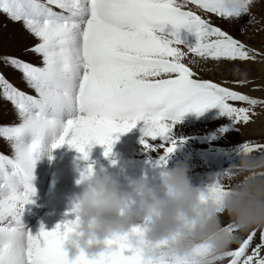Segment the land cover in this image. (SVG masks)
<instances>
[{"label": "snow or ice", "instance_id": "obj_1", "mask_svg": "<svg viewBox=\"0 0 264 264\" xmlns=\"http://www.w3.org/2000/svg\"><path fill=\"white\" fill-rule=\"evenodd\" d=\"M250 3L234 0L228 10L222 0H0V13L21 24L33 38L25 51L39 61L0 56V63L20 73L34 92L27 94L0 74V97L13 106L17 120L0 126V139L12 149L11 156L0 154V264H140L139 252L120 237L106 242L115 252L93 259L80 254L70 260L63 246L75 220L51 231L41 226L36 236L26 231L21 215L34 194L35 160L45 151L51 159V151L64 144L84 160L86 149L102 145L107 157L114 134L130 131L137 122H143L144 137L166 139L185 113L200 115L212 107H218L232 125L246 123L251 109L261 102L195 78L197 74L182 59L188 53L214 61L254 59L256 54L244 44L189 7L240 17ZM166 26H170L167 36L163 35ZM181 29L195 36L194 45L183 43ZM141 143L148 148L145 140ZM174 148L173 142L164 149L161 164ZM257 148L264 145L244 144L240 151L247 154ZM91 172L89 165L81 179ZM227 191L216 181L201 198L220 204ZM221 225L239 241L222 264H264V227L253 245L257 228L239 237L231 221L221 220Z\"/></svg>", "mask_w": 264, "mask_h": 264}, {"label": "clouds", "instance_id": "obj_2", "mask_svg": "<svg viewBox=\"0 0 264 264\" xmlns=\"http://www.w3.org/2000/svg\"><path fill=\"white\" fill-rule=\"evenodd\" d=\"M225 9L234 0H222ZM241 170L248 167L242 159ZM187 159L162 167L155 185L143 175L126 177L125 182L101 171L89 174L75 204V223L63 250L72 260L84 254L95 258L113 252L106 242L123 238L137 249L144 264H172L189 258L194 247L203 245L208 256L195 264H222L234 237L224 233V213L239 231L264 227V172L252 173L228 188L222 203L202 199V191L190 184ZM147 227L134 232L133 225ZM163 245V246H161Z\"/></svg>", "mask_w": 264, "mask_h": 264}, {"label": "bare ground", "instance_id": "obj_3", "mask_svg": "<svg viewBox=\"0 0 264 264\" xmlns=\"http://www.w3.org/2000/svg\"><path fill=\"white\" fill-rule=\"evenodd\" d=\"M189 7L191 10L195 11L196 14L200 15L202 19L208 21L212 26L220 28L222 31H225L227 34L231 35L235 39L236 17L217 16L216 14L207 13L204 12L203 10L197 9L194 6H189ZM54 10L58 11V9H54ZM168 28H170V26H168ZM189 35H193V34L185 29H181L179 32V37L183 41V43L192 40L195 41V36L193 35V38L189 40L187 37ZM33 43H34L33 38L22 28L21 24L13 23L4 14L0 13V56L10 55V56L18 57L29 63L38 64L39 63L38 58H36L33 54H30L25 51V49L31 47ZM192 60H195L196 63L194 64L189 63ZM182 62L186 63L197 74L195 78L210 80L211 82L220 84V86L222 87H227L233 91H237L241 94L248 95L249 97L260 101L261 103H258L256 106L258 108L259 115H261L262 117L261 119L262 120L264 119V91L262 90L259 91V89L257 90V87H255L256 88L255 90L252 88H248L246 86L236 88L231 85L232 79L236 75L234 71V66L236 64L234 63V61H228L223 59L219 61H214L211 59L204 60L199 57L193 56V54L191 53H188L182 59ZM0 74L4 75V77L18 89L30 95L34 94L33 90L28 88L26 84L23 82L20 73L16 72L12 68L6 67L2 63H0ZM237 103L241 104L240 102ZM184 115L189 117V119H192V121H188V119H186L185 121L187 123L180 125H187L190 134H195V135H200L199 134L200 132L207 130L209 126L208 122L212 121L213 118H215L216 116H223L220 114V109L218 107H212L210 109H207L200 115H196L193 112H189ZM185 121L179 120V122H185ZM16 122L17 120L15 117V111L13 109V106L10 104V102H7L3 100L2 97H0V126L11 125ZM178 124L179 123L173 124L172 126L173 129H171L166 139L157 137L155 139H158L159 143H155L152 141L154 139H148L143 136V133L141 131L142 128L144 127L143 122L142 121L137 122L136 126L133 127L130 131L123 134H119V133L114 134L113 137L114 143L112 145L111 153L107 157H105L104 155V147L98 144H94L90 149H86V151H88L87 160L82 159L81 154L76 152L75 149L70 148L67 144L62 145L59 148L53 149L50 154L51 159H49V154L46 151L42 152L39 155V158L35 160V164L33 168V178L44 183L48 178L51 166L54 161H61L62 163L64 162L63 163L64 165L77 164L79 167H82L84 169H87L89 165H91V167L98 166V167L114 168V167H122V166H137L142 164H146V165L148 164L154 168L161 169L162 167H171L173 164L181 160L187 159L189 161V166H190V176H189L190 184L192 183V181L195 182L201 176H204L212 171L218 170L219 167H221V164L225 162V155L227 148H230L231 146L225 144L224 142L223 143L220 142L222 144V147H220L221 149H219L213 145V143L216 141L210 143L208 139L205 137L198 138L197 144H195L196 141L194 140L190 141L191 138L190 139L187 138L189 140H185L186 139L185 138L182 141H178L177 143H175L174 151L165 157V162L163 164L160 163V158L164 153V149L174 142V137L176 136V134H178L177 137H186L184 134L177 133L178 131L174 129L178 126ZM260 125L261 126L263 125L262 121ZM246 133L248 134L249 130H246ZM262 133L263 132L260 131L256 135L258 136L261 135ZM135 134H138L139 138L145 140L148 144V148L146 149L144 144L141 143L140 140L139 141L137 140L138 143L137 146L140 147L137 148V150L145 153L146 158L142 161H135L130 159L127 160V162H122L120 160L110 161L111 158L115 159V157L120 156L119 151L116 149V147L118 143L122 140V137L126 135L128 138ZM231 136L233 135L231 134ZM2 141L0 142V154L11 156L12 149L10 145L8 143H2ZM161 145H163V147H161ZM90 152H93V156H89ZM123 156H129V155L123 154ZM30 200L31 203L24 205L23 210L26 213H30L31 214L30 217H32L35 213L41 216L38 223L33 222V224H30L29 226L28 231L34 236L38 235L39 231L41 230V226H43V229L45 231H51L58 224H63L65 221H69L70 219L72 220L75 219V216L72 214H57V213L41 211L39 200L33 197H30ZM226 216H227L226 213H224L220 216V219L223 221H227L228 219ZM143 225H147V223L141 222L134 224L132 226L133 231L134 229L137 228H139L140 231H142ZM232 225L234 224L232 223ZM221 230L223 231L222 228ZM245 235H246V231H240V233H238L239 237H243ZM256 238L257 235L254 236L253 241H256ZM238 242L239 241L237 240L234 243H232L230 245L229 250L234 249L238 245ZM207 256H208V249L203 245H201L193 248L191 257L177 259L173 261L172 264H184V262H187V264H195V261L197 259H203L206 258Z\"/></svg>", "mask_w": 264, "mask_h": 264}, {"label": "rangeland", "instance_id": "obj_4", "mask_svg": "<svg viewBox=\"0 0 264 264\" xmlns=\"http://www.w3.org/2000/svg\"><path fill=\"white\" fill-rule=\"evenodd\" d=\"M235 23H236L235 39L237 38V40L240 43L244 44L245 47L250 52L255 53L256 55L254 59H250V60H244V61L233 60L234 63L236 64L234 66L236 78L234 77L232 79L231 85L236 88L246 86L248 88H252L255 90H256L255 87H257V90L259 89V91L261 90L264 91V0H251V3L248 6V12L242 14L240 17H236ZM169 30L170 28L166 26L163 35H167V32ZM187 37L189 40H191L193 38V35H189ZM194 43L195 41L193 40L189 42H184V44H187L188 46H192L194 45ZM181 47L183 51L185 52L187 51L186 49L183 48V46ZM235 104L238 107L241 106L248 107L247 105L239 104L237 102ZM261 118L262 117L258 113L257 106L253 107L249 112V120L246 123L240 122L235 125H232L231 120L227 116H216L215 118L212 119V121L208 122L209 123L208 129L199 133L201 135L200 136V135L190 134L187 125H180L187 123L185 121L186 119H188V121H192V119H189V117L183 115L180 120H183L185 122H177L179 124L174 129L178 131L177 133L184 134L186 137H177L178 134H176L175 136L176 138L174 137V143H177L178 141H182L185 138H186L185 140H189L191 138L190 141L194 140L196 141L195 144H197L198 138L205 137L208 139L210 143L216 141L213 143V145L219 149H221L220 148L222 147L221 143L223 142L231 146L226 150L225 162L221 164V167H219V169L216 171H212L204 176H201L195 182L192 181L191 186L193 188L199 189L202 192H204L206 187H208L213 182L218 181L225 188L228 189L242 182L246 177L250 176L252 173L264 172V148H257L256 150L247 154H243L240 151L242 145L244 144L264 145V119L262 120ZM261 121L263 123L262 126L260 125ZM246 130H249L248 134L246 133ZM260 131L263 132L261 134L262 136L261 135L257 136L256 134L259 133ZM231 134L233 136H231ZM227 139H229L230 141ZM2 140L3 139H0V142ZM137 140L142 141V139L139 138L138 134L132 135L128 138L126 135H124L122 137V140L118 143L116 147V149L119 151L120 156L115 157V159L111 158L110 161L120 160L122 162H127V160L129 159L135 161L144 160L146 158V154L137 150V148H140L137 146L138 144ZM152 141L155 143H159L158 139H154ZM2 143H8V142L3 140ZM123 154H127L129 156H123ZM89 156H93V152H90ZM245 158L248 161V167L244 170H241L239 167H236L240 165L241 160ZM28 214L31 215L30 213ZM226 217L228 219L227 221H231V219L228 216ZM38 222L39 220L35 221V223ZM233 226L235 227V225ZM146 227L147 225H143L142 230ZM28 230L29 229H27L26 231ZM238 233H240V231ZM258 242H259V228H257L256 241H253L252 243L254 245L255 243Z\"/></svg>", "mask_w": 264, "mask_h": 264}]
</instances>
